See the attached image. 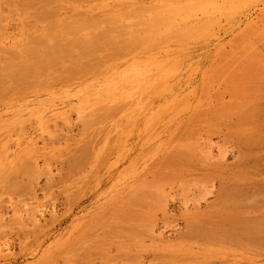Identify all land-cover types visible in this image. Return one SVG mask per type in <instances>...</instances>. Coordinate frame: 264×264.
I'll list each match as a JSON object with an SVG mask.
<instances>
[{"label": "rangeland", "instance_id": "374dc122", "mask_svg": "<svg viewBox=\"0 0 264 264\" xmlns=\"http://www.w3.org/2000/svg\"><path fill=\"white\" fill-rule=\"evenodd\" d=\"M17 1H0V65L21 66L0 68V264H264V0ZM163 62L180 68L156 116L141 93ZM139 96L150 110L126 115Z\"/></svg>", "mask_w": 264, "mask_h": 264}, {"label": "bare ground", "instance_id": "6f19581e", "mask_svg": "<svg viewBox=\"0 0 264 264\" xmlns=\"http://www.w3.org/2000/svg\"><path fill=\"white\" fill-rule=\"evenodd\" d=\"M0 1H1V0H0ZM16 1H17V0H16ZM18 1H19V0H18ZM18 1H17V2H18ZM30 1H31V0H30ZM52 1H53V0H52ZM52 1H51V3H52ZM64 1H65V0H64ZM5 2H6V1H5ZM17 2H15V4H16ZM19 2H21V1H19ZM26 2H27V1H26ZM26 2H25V3H26ZM81 2H82V1H81ZM1 3L3 4V2H1ZM1 3H0V4H1ZM22 3H23V2H22ZM22 3H21V4H22ZM35 3H36V2H35ZM37 3H38V2H37ZM73 3H74V2H73ZM9 4H11V3L9 2ZM12 4H13V3H12ZM52 4H53V3H52ZM75 4H76V3H75ZM40 5H41V4H40ZM49 5H50V4H49ZM56 5H57V4H56ZM83 5H84V4H83ZM101 5H102V4H101ZM9 6H10V5H9ZM14 6H17V4L14 5ZM20 6H21V5H20ZM24 6H25V5H24ZM26 6H28V5H26ZM54 6H55V5H54ZM97 6H98V5H97ZM166 6H167V5H166ZM34 7H35V6H34ZM50 7H51V6H50ZM56 7H57V6H56ZM64 7H65V6H64ZM66 7H67V6H66ZM80 7H81V6H80ZM91 7H92V6H91ZM102 7H103V6H102ZM19 8H20V7H19ZM19 8H18V10H19ZM27 8H28V7H27ZM30 8H31V7H30ZM30 8H29V9H30ZM94 8H95V6H94ZM100 8H101V7H100ZM11 9H13V8H11ZM95 9H96V8H95ZM15 10H16V9H15ZM15 10H14V12H15ZM25 10H26V9H25ZM34 10H36V8H35ZM22 11H23V10H22ZM30 11H31V10H30ZM30 11H29V12H30ZM36 11H37V10H36ZM57 11H58V10H57ZM69 11H70V10H69ZM96 11H97V10H96ZM12 12H13V11H12ZM16 12H17V11H16ZM19 12H20V11H19ZM25 12H26V11H25ZM29 12H28V13H29ZM31 12H32V11H31ZM34 12H35V11H34ZM37 12H38V11H37ZM107 12H108V11H107ZM17 13H18V12H17ZM17 13H16V14H17ZM22 13H23V12H22ZM57 13H58V12H57ZM78 13H79V12H78ZM91 13H92V12H91ZM91 13H88V14H91ZM94 13H98V12H94ZM0 14H1V13H0ZM13 14H14V13H13ZM19 14H20V13H19ZM25 14H26V13H25ZM54 14H55V13H54ZM61 14H62V13H61ZM79 14H80V13H79ZM81 14H82V13H81ZM81 14H80V15H81ZM56 15H57V14H56ZM94 15H95V14H94ZM20 16H21V14H20ZM30 16H31V15H30ZM38 16H39V15H38ZM52 16H53V15H52ZM70 16H71V15H70ZM81 16H82V15H81ZM105 16H106V15H105ZM0 17H1V16H0ZM39 17H40V16H39ZM82 17H83V16H82ZM103 17H104V16H103ZM66 18H67V17H66ZM69 18H70V17H69ZM93 18H94V17H93ZM25 19H27V18H25ZM47 19H48V18H47ZM54 19H55V18H54ZM71 19H72V18H71ZM95 19H97V18H95ZM99 19H100V18H99ZM103 19H104V18H103ZM48 20H49V19H48ZM65 20H66V19H65ZM68 20H69V19H68ZM76 20H77V19H76ZM87 20H88V19H86V20H84V21L87 22ZM110 20H111V19H110ZM22 21H23V20H22ZM37 21H38V19H37ZM60 21H61V20H60ZM66 21H67V20H66ZM66 21H64L65 23L63 22V25H65V24H70V22H71V23H72V22L77 23V22H75V20L67 21V23H66ZM84 21H83V22H84ZM93 21L95 22V20H93ZM103 21H104V20H103ZM31 22H32V21H31ZM43 22H44V21H43ZM78 22H79V21H78ZM89 22L91 23V22H92V19H91V20L89 19ZM89 22H88V23H89ZM96 22H97V21H96ZM109 22H110V21H109ZM109 22H108V23H109ZM114 22H115V21H114ZM114 22H111V23H114ZM142 22H143V21H142ZM27 23H28V22H27ZM37 23H38V22H37ZM58 23H59V20H58ZM58 23H57V24H58ZM97 23H98V22H97ZM99 23H100V21H99ZM60 24H61V23H60ZM82 24H83V23H82ZM93 24H94V23H93ZM95 24H96V23H95ZM45 25H46V23H45ZM85 25H86V23H85ZM96 25H99V24H96ZM24 26H25V25H24ZM71 26H72V24H71ZM75 26H76V25H73V26H72V27H73V28H72L73 31H72V29H71V31L73 32V33L71 32L72 35H73L74 33L77 32L76 30H79V29H77V28H78L79 26H81V24H80L79 26L77 25V27H75ZM82 26H83V25H82ZM123 26H124V25H123ZM125 26H126V25H125ZM26 27H27V26H26ZM37 27H38V26H37ZM37 27H36V28H37ZM93 27H95V26L93 25ZM117 27H118V26H117ZM66 28H67V27H66ZM87 28H88V27H87ZM1 29H2V28H1ZM31 29H32V28H31ZM48 29H49V28H48ZM63 29H64V28H63ZM81 29H82V28H81ZM37 30H38V29H37ZM39 30H40V29H39ZM64 30H65V29H64ZM109 30H110V29H109ZM57 31H58V30H57ZM75 31H76V32H75ZM119 31H121V30H119ZM22 32H23V31H22ZM25 32H26V31H25ZM25 32H24V34H25ZM61 32H62V31H61ZM99 32H100V33H99ZM99 32H98V30H97V34H98V33H99V34H102L101 32H103V30H101V31H99ZM37 33H38V32H37ZM51 33H52V32H51ZM22 34H23V33H22ZM30 34H31V33L29 32V35H30ZM35 34H36V33H35ZM35 34H34V35H35ZM67 34H68V33H67ZM77 34H78V33H77ZM93 34H95V36H96V33H93ZM93 34L91 33V36H92ZM99 34H98V36H99V38H100L101 35H99ZM103 34H104V33H103ZM103 34H102V35H103ZM117 34H118V33H117ZM2 35H3V34H2ZM25 35H26V34H25ZM0 36H1V34H0ZM35 36H36V35H35ZM52 36H53V35H52ZM55 36H56V35H55ZM91 36H90V37H91ZM95 36H93V37H95ZM104 36H106V34H104ZM104 36H102V37H104ZM23 37H24V36H23ZM36 37H37V36H36ZM39 37H40V36H39ZM74 37H75V35H74ZM29 38H30V37H29ZM61 38H62V37H61ZM95 38L97 39V37H95ZM107 38H108V37H107ZM38 39H39V38H38ZM57 39H58V38H57ZM72 39H73V40H72ZM91 39H92V37H91ZM96 39H95V40H96ZM103 39H105V38H103ZM62 40H63V38H62ZM67 40H69V41L72 40V41H71V42H72V46H70V47H73V48L79 47V48H82V49H85V50H86V51L83 50V52H84V51L86 52L85 56L82 57V58H80V59H77V60L81 61V63L84 62V63H83V64H85V65H83L84 67H86V66L89 67V66H90V63L92 62V60H91V62L89 63V62H88L89 60L87 61V59H88V56H87V55H90V54H88V52H89V51H90V52L93 51V49H92L91 47H89L88 45L84 44V43L79 45V43H80L82 40H84V39H82V38H81L80 42H78V39H76V38H75V39H74V38H70V39H67ZM89 40H90V39H89ZM89 40H88V41H89ZM95 40H94V38H93V41H94V42H95ZM100 40H101V39H100ZM88 41L86 40V42H88ZM93 41H92V46L94 47V45H95V48H96L97 43L93 45V43H94ZM98 41H99V39H98ZM71 42H70V43H71ZM83 42H84V41H83ZM111 42H112V41H111ZM30 43H31V42H30ZM30 43H29V44H30ZM34 43H35V42H34ZM60 43H61V42H60ZM62 43H63V42H62ZM70 43H69V45H71ZM105 43H106V41L104 40V43H102V46H101V47L107 46V45H105ZM107 43H108V42H107ZM109 43H110V42H109ZM27 44H28V43H27ZM31 44H33V42H32ZM57 44H58V42H57V43L55 42L54 45L56 46ZM66 44H68V42H67ZM90 44H91V43H90ZM90 44H89V45H90ZM103 44H104V46H103ZM122 44H123V43H122ZM125 44H126V43H125ZM131 44H132V43H131ZM131 44H130V45H131ZM38 45H39V44H38ZM40 45H43V44H40ZM44 45H46V44H44ZM52 45H53V44H52ZM54 45H53V48H54ZM69 45H68V46H69ZM99 45H101V44L99 43ZM99 45H98V46H99ZM31 46H32V45H31ZM36 46H37V45H35V47H36ZM57 46H58V45H57ZM57 46H56V47H57ZM41 47H42V46H41ZM49 47L52 48V46H49ZM58 47H59V46H58ZM61 47H62V46H61ZM61 47H60V49H61ZM111 47H112V46H111ZM111 47H110V48H111ZM113 47H114V46H113ZM0 48H2V47H0ZM43 48H44V47H43ZM43 48H41V51H42ZM51 48H50V49H51ZM134 48H135V47H134ZM3 49H4V48H3ZM30 49H32V50L37 49V52H38V51L40 50V46L37 47V48H34V49H33V47H29V48H28L29 52H31ZM38 49H39V50H38ZM54 49H56V48H54ZM64 49H65V48H64ZM66 49H67V47H66ZM102 49H103V48H102ZM108 49H109V48H108ZM123 49H124V48H123ZM44 50H45V49H44ZM47 50H48V52H50V51H49V48H47ZM47 50H46V51H47ZM67 50H69V48H68ZM67 50H65L66 53H67ZM70 50H71V49H70ZM70 50H69V51H70ZM15 51H16V50H15ZM52 51H53V50H52ZM52 51H51V54H53ZM62 51H63V50H62ZM77 51H78V50H77ZM81 51H82V50H81ZM81 51H79V52L81 53ZM100 51H101V50H100ZM141 51H142V50H141ZM3 52H4V51H3ZM5 52H7V51H5ZM20 52H21V51H20ZM83 52H82V53H83ZM85 52H84V53H85ZM93 52H96V51H93ZM93 52H91V53H93ZM10 53H11V51H10ZM12 53L14 54V53H16V52L13 51ZM25 53H26V52H25ZM33 53H34V51H33ZM58 53H59V52H58ZM66 53H64L65 56H66ZM84 53H83L82 55H84ZM22 54H23V53H22ZM22 54H20V55H22ZM36 54H37V53H36ZM55 54H56V53H55ZM61 54H62V53H61ZM112 54H113V53H112ZM16 55H18V54H16ZM28 55H29V54H28ZM31 55H35V54H31ZM70 55H71V54H70ZM82 55H81V56H82ZM94 55H95V54H94ZM94 55H92V56H94ZM103 55H104V54H102V56H103ZM113 55H114V54H113ZM113 55H112V57H113ZM116 55H118V53H117ZM119 55H120V52H119ZM123 55H124V54H123ZM7 56H8V55H7ZM44 56H45V55H44ZM50 56H51V55H50ZM76 56H77V54H76ZM76 56H75V57H76ZM79 56H80V55H79V53H78V56H77V57H79ZM90 56H91V55H90ZM95 56H96V55H95ZM95 56H94V58H98V60H99V59H102V57H97V56L95 57ZM104 56L106 57L107 55H104ZM104 56H103V61H102V60L99 61V62H101L102 64H103L104 61H105V62H108V60L106 61V60L104 59V58H105ZM108 56L111 57V54H108ZM21 57H22V56H21ZM26 57H27V56H26ZM32 57L35 59L34 56H32ZM42 57H43V56H42ZM69 57H70V56H69ZM72 57H73V56H72ZM110 57H109V58H110ZM119 57H120V56H119ZM10 58H11V57H9L8 59H10ZM33 58H32V59H33ZM47 58L49 59L50 57H47ZM59 58H60L59 55H58V57L56 56V59L59 60ZM61 58H62V56H61ZM63 58H64V57H63ZM83 58H84V61H83ZM94 58H93V59H94ZM25 59H26V58H25ZM30 59H31V58H30ZM34 59H33V60H34ZM56 59H55V60H56ZM90 59H91V58H90ZM11 60H14V62L16 61L15 63H16V64L19 63V65L23 64V62L25 61V60L22 61L23 59L20 60V58H15V59H11ZM53 60H54V59H53ZM98 60L96 59V62H97ZM110 60H111V59H110ZM36 61H37V62H35V61H34V62H35V63L40 62V61H38V60H36ZM46 61H47V59H46ZM50 61H51V60H50ZM127 61H128V60H127ZM156 61H157V60H156ZM160 61H161V60H160ZM171 61H172V60H171ZM14 62L11 61L10 64H15ZM41 62H43V58H42ZM41 62H40V63H41ZM51 62H53V61H51ZM57 62H58V61H57ZM60 62H61V61H60ZM76 62H77V61H76ZM87 62H88L89 64H87ZM94 62H95V61L93 60L92 64H93ZM96 62H95V64H93V66L96 65V64H100V63H96ZM132 62H133V61H132ZM158 62H159V61H158ZM49 63H50V62H49ZM69 63H70V62H69ZM73 63H74V62H73ZM78 63H79V62H78ZM16 64H15L14 67H16ZM92 64H91V67H93ZM172 64H174V63H172ZM49 65H51V64H49ZM80 65H81V64H80ZM158 65H159V64H158ZM162 65H164L163 68L158 69L156 72H152V71H153L152 69L149 70L148 73H149L150 75H152V76H151V77H149L150 75L146 76L147 78L145 77L146 80L144 79L143 82L146 83L149 79H153V77L155 78V76L157 75L158 72H163V71H165L164 74L162 73V74H163V77H162V78H155L156 80H154V82L152 83V85L146 88V89H148V90H147L146 92L141 93V95H142V94H148V95H150V96L153 95V97H155L154 101L152 102L153 105H152V104H151V105H152V109H154L155 107L158 108V109L155 110L156 112H153L154 114L156 113V116L159 115L157 112L160 110V105H159L160 101L167 100V96L170 95V94H172V93L174 92V90H173L172 92L169 91V89H172V87L169 88V82H170L172 79L176 78L175 76H172V75H171V71H178V70H179L178 68H180L179 65H176V66H175V64L173 65L174 67H172L171 69H170V67H165V66L167 65L166 62H163ZM180 65H181V64H180ZM5 66H6V65H5ZM5 66L0 65V68H2V67H4V69L6 68L7 71H9V72H10L11 74H13V75H14V74H18L17 71L19 72L20 67H21V66H20V67L18 66L19 68H18V67H17V68H11L10 65H8V67H5ZM41 66H42V65H41ZM44 66H45V65H44ZM72 66H73V65H72ZM133 66H134V65H133ZM156 66H157V65H156ZM161 67H162V66H161ZM164 67H165V68H164ZM33 68H34V66H33ZM42 68H43V66H42ZM44 68H45V67H44ZM71 68H72V67H71ZM22 69H25V68H22ZM39 69H41V68H39ZM39 69H38V70H39ZM78 69H79V68H78ZM81 69H82V68H81ZM105 69H106V68H105ZM169 69H170V70H169ZM41 70H42V69H41ZM47 70H48V69H47ZM55 70H56V69H55ZM36 71H37V70H36ZM43 71H44V70H43ZM70 71H71V69H70ZM74 71H75V68H74ZM80 71H81V70H80ZM88 71H89V70H88ZM117 71H118V70H117ZM33 72H34V70L32 71V73H33ZM81 72H82V71H81ZM10 73H9V75H10ZM20 73H21V72H20ZM43 73H45V72H43ZM65 73H66V72H65ZM180 73H181V72H180ZM2 74H3V76H4V74H6L5 71H4V73H2ZM143 74H144V73H143ZM146 74H147V73H146ZM146 74H145V75H146ZM6 75H8V74H6ZM6 75H5V76H6ZM9 75H8V77H9ZM13 75H10V76L14 77ZM158 75H159V74H158ZM135 76H137V73L135 74ZM133 77H134V76H133ZM133 77H132V78H133ZM0 78H1V77H0ZM10 78H11V77H10ZM31 78H33V77H31ZM129 78H131V77H129ZM129 78H128V79H129ZM163 78H164V80L162 81ZM1 79H2V78H1ZM66 79H67V78H66ZM60 80H61V79H60ZM2 81H3V80H2ZM17 81H18V80H17ZM20 81H21V80H20ZM32 81H33V80H32ZM149 81H150V80H149ZM149 81H148V82H149ZM0 82H1V81H0ZM131 82H132V80H131ZM33 83H34V82H33ZM8 84H9V83H8ZM34 84H35V83H34ZM189 84H190V83H189ZM179 85H180V84H179ZM185 85H186V84H185ZM172 86H174V84H173ZM175 86H176V85H175ZM175 86H174V87H175ZM188 86H190V85H188ZM16 87H17V86H16ZM19 87H20V85L18 86V88H19ZM145 87H146V86H145ZM174 87H173V88H174ZM186 87H187V85H186ZM178 88H179V87H178ZM181 88H182V87H181ZM10 89H11V88H10ZM37 89H38V88H37ZM174 89H175V88H174ZM8 90H9V89H8ZM13 90H14V89H13ZM15 90H16V89H15ZM183 90H184V89H183ZM125 92H127V91H125ZM175 92H176V91H175ZM139 93H140V92H139ZM6 96H7V95H6ZM171 96H172V95H171ZM3 97H4V96H3ZM146 97H147V96H146ZM168 98H169V97H168ZM129 99H134V98H129ZM142 99H143V98H142L141 96L137 97V99H136V101L133 103L132 107H131V106H130L131 108L128 107V108H130V109H128L130 113H125V114L128 115V114H131V112H134V111H136L137 113H140V114H143V113H144L143 111L148 112L150 109L141 110V108L139 107L140 102H142ZM151 100H152V99H151ZM151 100H150V101H151ZM150 101H149V102H150ZM156 101H158V102H156ZM136 106H137V107H136ZM118 108H119V107H118ZM118 108H115V109L118 110ZM161 108H162V107H161ZM119 109H120V108H119ZM152 109H151V110H152ZM138 110H139L140 112H138ZM157 110H158V111H157ZM162 110H163V109H162ZM111 112H112V111H111ZM161 112H162V111H161ZM180 112H182V111H180ZM125 114H124V115H125ZM144 114H145V113H144ZM170 116H171V115H170ZM175 116H177V115H175ZM178 116H179V115H178ZM202 116H204V115H202ZM193 118H194V117H193ZM195 118H196V117H195ZM174 120H175V117H174ZM179 121H180V120H179ZM190 121H193V119L190 120ZM250 121H251V120H250ZM194 122H195V121H194ZM196 122H197V121H196ZM155 123H156V122H155ZM167 123H169V122H167ZM191 124H192V123L190 122V124H188V125L190 126ZM244 124H245V123H244ZM157 125H158V124H157ZM193 126H195V125H193ZM193 126H192V127H193ZM196 126L198 127V125H196ZM201 126H202V124L200 125V127H201ZM190 127H191V126H190ZM186 128H188V126H187ZM186 128H185V129H186ZM185 129H184V131H185ZM193 129H194V128H193ZM177 130H178V129H177ZM184 131H182V132L184 133ZM187 131H188V130H187ZM176 132H177V131H176ZM180 132H181V131H180ZM180 132L178 133L179 135H177V136H180V135L182 134V133L180 134ZM190 132H191V131H189L188 133L190 134ZM193 132H195V131H193ZM185 133H186V131H185ZM185 133H184V134H185ZM191 136H192V135H191ZM164 137H166V136H164ZM182 141H183V138H182ZM249 141H250V140H249ZM249 141H248V142H249ZM187 142H188V144L190 145V143H189L188 140H187ZM187 142H184V143H182V144H185V145H186ZM190 142L192 143V141H190ZM246 143H247V142H246ZM185 145H182V146H184V147H186V148H189V147H190V146L188 147V146H185ZM83 146H84V144H83ZM180 146H181V145H180ZM158 147H159V146H158ZM171 147H174V146H171ZM174 148H175V147H174ZM180 148H181V147H180ZM182 148H183V147H182ZM190 148H191V147H190ZM86 149H87V148H86ZM177 149H178V148H177ZM155 150H156V149H155ZM170 150H171V149H169V151H170ZM186 150H187V149H186ZM242 150H243V149H242ZM172 151H173V150H172ZM174 152L178 153V152H180V151H177V150H176V151H173V152H170V153H169V152H166V154L169 153V156H171V155H172L171 153H174ZM181 152H182V151H181ZM181 152L178 153V154L180 155ZM184 152H186V151H184ZM242 152H243V151H242ZM247 152H248V151H247ZM176 153H175V154H176ZM248 153H249V152H248ZM90 154H91V153H90ZM184 154H186V153H184ZM250 154H251V153H250ZM164 155H165V154H164ZM173 155H174V154H173ZM179 155H178V156H179ZM181 155H182V154H181ZM245 155H246V154H245ZM166 156H167V159H166ZM166 156H163L164 159H166L164 163H166V162L169 160V159H168V158H169V157H168V154H167ZM188 156H189V155H188ZM190 156L192 157V155H190ZM190 156H189L188 158H191ZM241 157H242V156H241ZM243 157H244V156H243ZM171 158H172V156H171ZM171 158H170V160L174 159L175 157L172 158V159H171ZM164 159L161 158V161H164ZM192 159H193V158H192ZM192 159H190V160H192ZM178 160H179V159H178ZM157 161H158V160H157ZM159 161H160V160H159ZM161 161H160V163H161L160 165H162V162H161ZM176 161H177V160H176ZM180 161H183V160H180ZM180 161H179V162H180ZM185 161H186V160H185ZM187 161H188V163H189V160H187ZM245 161H246V160H245ZM190 162H192V161H190ZM164 163H163V165H164ZM240 163H241V161H240ZM155 164H156V163H155ZM168 164H169V163H168ZM170 164H171V163H170ZM176 164H177V163H176ZM182 164H183V163H182ZM158 165H159V163H158ZM160 165H159V166H160ZM166 165H167V164H166ZM210 165H211V163L209 164V166H210ZM213 165H214V164H213ZM159 166H157V167H159ZM214 166H215V165H214ZM160 167H163V170H164V168H165L164 173L167 172L166 169H168V167H166V166H160ZM173 167H174V166H173ZM176 167H177V166H175V168H176ZM186 167H187V166H186ZM210 167L212 168L213 166H210ZM220 168H221V167H220ZM161 169H162V168H159V170H161ZM159 170H158V171H159ZM163 170H161V171H163ZM171 170H172V169H171ZM195 172H196V171H195ZM29 173H30V172H29ZM162 173H163V172H162ZM167 173H168V172H167ZM167 173H166V174H167ZM173 173H174V172L172 171V172L169 173V174H173ZM175 173H176V172H175ZM198 173H199V172L197 171L196 174H198ZM212 173H213V172H212ZM196 174H195V175H196ZM174 175H176V174H174ZM199 175H200V174H199ZM202 175H204V173H201V176H202ZM219 175H220V172H219ZM222 175H223V173H222ZM162 176H163V175H162ZM162 176H161V177H162ZM170 176H171V175H170ZM217 176H218V175H217ZM198 177H199V176L197 175L196 178L199 179ZM204 177H205V175H204ZM206 177H207V176H206ZM208 177H209V175H208ZM163 178H164V177H163ZM171 178H172V176H171ZM200 178H201V177H200ZM210 178H215V177L210 176ZM210 178H209V179H210ZM219 178H220V177H219ZM221 178H222V177H221ZM31 179H32V178H31ZM165 179H166V176H165ZM201 179H202V178H201ZM204 179H205V178H204ZM166 180H167V179H166ZM166 180H165V181H166ZM170 180H171V179H170ZM167 181L170 182L169 180H167ZM191 181H193V180H191ZM203 181H204V182H203ZM205 181H206V180H203V179H202V183H203V184H206ZM212 181H213V180H212ZM220 181H221V180H220ZM168 182H167V184H168ZM172 182H173V181H172ZM218 182H219V181H218ZM208 183H210V180H209V182H207V184H208ZM212 183H213V182H212ZM212 183H211V184H212ZM219 183H220V182H219ZM11 184H13V183H11ZM153 184H154V183H153ZM187 184H188V183H187ZM211 184H210V185H211ZM222 184H223V183H222ZM224 184H225V183H224ZM145 185H146V184H145ZM151 185H152V184H151ZM165 185H166V184H164V186H165ZM172 185H173V184H172ZM210 185H209V187H206L207 185H206V186L204 185V186H205L206 189L208 188V190H209V189H210ZM146 186H147V185H146ZM146 186H145V187H146ZM166 186H167V185H166ZM204 186H203V188H198V189H200V190L202 189V190H203V189H205ZM213 186L216 187V186L214 185V183H213V185L211 186L212 189H210V190H213V189H214ZM224 186H225V185H224ZM230 186H231V185H230ZM147 187H148V186H147ZM147 187H146V190H149V189H147ZM149 187H152V186H149ZM153 187H154V186H153ZM188 187H189V186H188ZM217 187H218V185H217ZM222 187H223V185H222ZM173 188H174V187H173ZM194 188L197 189L196 187H194ZM229 188H230V187H229ZM232 188H234V187H232ZM235 188H236V187H235ZM162 189H164V188L162 187ZM189 189H191V188L189 187ZM216 189H217V188H216ZM157 190H158V187H157ZM237 190H238V189H237ZM239 190H240V189H239ZM150 191H152V190L150 189ZM165 191H166V190H165ZM197 191H198V190H197ZM197 191H196V192H197ZM235 191H236V190H235ZM235 191H233V193H234ZM241 191H242V190H241ZM143 192H144V191H143ZM147 192H148V191H147ZM190 192H191V190H190ZM193 192H194V191H193ZM198 192H199V191H198ZM209 192H210V191H209ZM237 192H238V191H237ZM178 193H179V191H178ZM200 193H201V192H200ZM210 193H212V192H210ZM222 193H224V192H222ZM227 193H228V192H227ZM245 193H246V192H245ZM143 194H144V193H143ZM150 194H151V193H149V195H150ZM172 194H173V193H172ZM194 194H196V193L194 192ZM197 194H199V193H197ZM217 194H218V193H217ZM237 194H240V193H237ZM144 195H145V194H144ZM156 195H157V194H156ZM164 195H165V194H164ZM199 195H200V194H199ZM242 195H243V194H242ZM165 196H166V195H165ZM172 196H173V195H172ZM218 196H219V195H218ZM220 196H221V194H220ZM227 196H228V195H227ZM234 196H235V195H234ZM146 197H147V196H146ZM223 197H224V196H223ZM147 198H148V197H147ZM147 198H144V197H143V199H147ZM225 198H226V197H225ZM239 198H240V197H239ZM246 198H247V195H246ZM141 199H142V198H141ZM143 199H142V200H143ZM241 199H242V198H241ZM218 200H219V197H218ZM146 201H147V200H146ZM223 202H224V201H223ZM231 202H232V201H231ZM208 203H209V202H208ZM208 203H207V204H208ZM210 203H211V202H210ZM210 203H209V204H210ZM235 203H236V202H235ZM138 204H139V203H138ZM219 204H220V202H219ZM245 204H246V203H245ZM139 205H140V204H139ZM194 206H195V205H194ZM239 206H240V205H239ZM138 207H139V206H138ZM214 207H215V206H214ZM230 207H231V206H230ZM209 208H211V205H210ZM209 208H208V209H209ZM217 208H218V206H217ZM219 208H221V207H219ZM222 208H223V206H222ZM256 208H257V207H256ZM190 209H191V208H190ZM213 209H214V208H213ZM225 209H226V208H225ZM195 210H200V207H199V206H195ZM220 210H222V209H219V211H220ZM229 210H230V209H229ZM209 211H210V210H209ZM215 211H216V210H215ZM189 212L191 213V211H189ZM197 212H198V213H196V212H195V213H196V214H199L201 211H200V212L197 211ZM205 212H206V211H205ZM193 213H194V212H193ZM220 213H222V212H220ZM229 213H230V212H229ZM149 214H151V213H149ZM152 214H153V213H152ZM183 214H184V213H183ZM187 214H188V212H187ZM201 214L204 215L203 213H201ZM207 214H208V213H207ZM226 214H227V213H226ZM193 215H194V214H193ZM193 215H192V217H193ZM199 215H200V214H199ZM205 215H206V214H205ZM221 215H222V214H221ZM224 215H225V214H224ZM229 215H231V214H229ZM229 215H228V216H229ZM216 216L218 217L217 214H216ZM239 216H240V215H238V218H239ZM241 216H242V215H241ZM148 217L150 218L151 216H148ZM165 217H167V216H165ZM195 217H196V216H195ZM229 217H230V216H229ZM236 217H237V216H235V218H236ZM198 218H199V216H198ZM198 218H197V219H198ZM214 218H215V215H214ZM214 218H213V219H214ZM224 218L226 219V216H225ZM230 218H231V217H230ZM232 218H233V216H232ZM232 218H231V219H232ZM245 218H247V217H245ZM255 218H256V217H255ZM144 219H146V218H144ZM138 220H139V219H138ZM164 220H165V219H164ZM169 220H170V219H169ZM198 220H199V219H198ZM208 220H209V219H208ZM246 220H247V219H246ZM246 220H245V222H246ZM170 221H171V220H170ZM191 221H192V220H191ZM199 221H200V220H199ZM212 221H213V220H212ZM222 221H223V220H222ZM228 221H230V219H229ZM239 221H240V220H239ZM256 221H257V220H256ZM182 222H183V221H182ZM210 222H211V221H210ZM219 222H220V221H219ZM241 222H242V221H241ZM254 222H255V220H254ZM254 222H253V225H254ZM257 222H258V221H257ZM189 223H190V222H189ZM192 223H193V222H192ZM213 223H214V222H213ZM213 223H212V224H213ZM215 223H216V221H215ZM229 223H230V222H229ZM237 223H238V221H237ZM237 223H236V224H237ZM217 224H218V223H217ZM217 224H215V225H217ZM221 224H222V223H221ZM232 224H233V223H232ZM189 225H190V224H189ZM192 225H193V224H192ZM219 225H220V224H219ZM228 225H231V224H228ZM233 225H234V224H233ZM245 225H247V224H245ZM251 225H252V224H251ZM253 225H252V226H253ZM255 225H256V224H255ZM199 226H200V225H199ZM199 226H198V227H199ZM220 226H221V225H220ZM222 226H224V224H223ZM222 226H221V227H222ZM225 226H226V225H225ZM234 226H235V225H234ZM238 226H239V225H238ZM256 226H257V225H256ZM195 227H196V226H195ZM227 227H228V226H227ZM229 227H230V226H229ZM232 227H233V226H231V228H232ZM244 227H245V226H244ZM223 228H224V227H223ZM247 228H248V227H247ZM203 229H205V228H203ZM220 229H221V228H220ZM242 229H243V228H242ZM196 230H197V229H196ZM198 230H200V228H199ZM211 230H212V229H211ZM193 231H194V230H193ZM202 231H203V230H202ZM232 231H233V230H232ZM232 231H229V232H232ZM196 232H198V231H196ZM209 232H210V231H209ZM212 232H213V231H212ZM224 232H225V231H224ZM227 232H228V230H227ZM229 232H228V233H229ZM246 232H247V231H246ZM250 232H251V231H250ZM215 233H216V232H215ZM232 233H233V232H232ZM232 233H229V234L231 235ZM244 233H245V231H244ZM197 234H198V233H197ZM207 234H208V233H207ZM207 234H206V235H207ZM225 234H226V232H225ZM203 235H204V237H205V234H203ZM222 235H223V234H222ZM243 235H244V234H243ZM246 235H248V234H246ZM190 236H191V234H190ZM190 236H189V237H190ZM226 236H227V235H226ZM231 236H232V235H231ZM231 236H230V238H232ZM248 236H249V235H248ZM194 237H195V236H194ZM207 237H208V236H207ZM210 237H211V236H210ZM210 237H209V238H210ZM214 237H215V236H214ZM217 237H218V236H216V238H217ZM239 237H240V236H239ZM157 238H159V237H157ZM192 238H193V237H192ZM199 238H200V237H199ZM233 238H234V237H233ZM246 238H247V237H246ZM252 238H253V237H252ZM159 239H160V238H159ZM234 239H235V238H234ZM194 240H195V239H194ZM198 240H199V239H198ZM221 240H222V238H221ZM151 241H152V240H151ZM230 241H231V240H230ZM237 241H239V240L237 239ZM237 241H236V242H237ZM258 241H259V240H258ZM163 242H164V241H163ZM200 242H201V241H200ZM234 242H235V241H234ZM172 243H173V242H172ZM203 243H204V241H203ZM205 243H206V242H205ZM237 243H240V242H237ZM163 244H164V243H163ZM211 244H212V243H211ZM259 244H260V243H259ZM261 244H262V243H261ZM178 245H179V244H178ZM213 245H214V244H213ZM184 246H185V245H184ZM197 246H198V245H197ZM193 248H194V247H193ZM142 250H143V249H142ZM164 250H165V249H164ZM182 251H183V250H182ZM177 252H178V251H177ZM190 252H191V251H190ZM154 253H155V252H154ZM163 255H164V254H163ZM163 255H162V256H163ZM183 255H184V254H183ZM171 256H172V255H171ZM173 257H174V256H173ZM178 257H179V256H178ZM193 258H194V257H193ZM185 259H186V258H185ZM188 259H190V258L188 257ZM181 260H182V259H181Z\"/></svg>", "mask_w": 264, "mask_h": 264}]
</instances>
